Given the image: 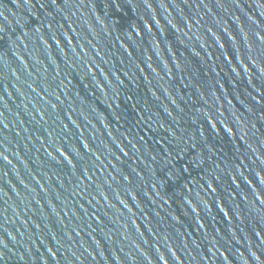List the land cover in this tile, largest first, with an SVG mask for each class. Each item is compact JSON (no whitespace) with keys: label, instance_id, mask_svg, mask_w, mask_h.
Instances as JSON below:
<instances>
[{"label":"water","instance_id":"1","mask_svg":"<svg viewBox=\"0 0 264 264\" xmlns=\"http://www.w3.org/2000/svg\"><path fill=\"white\" fill-rule=\"evenodd\" d=\"M0 264H264V0H0Z\"/></svg>","mask_w":264,"mask_h":264}]
</instances>
